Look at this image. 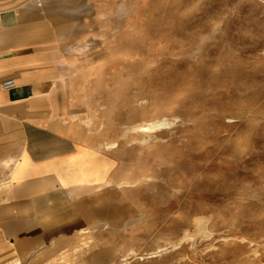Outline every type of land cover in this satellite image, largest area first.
<instances>
[{"label":"rangeland","instance_id":"obj_1","mask_svg":"<svg viewBox=\"0 0 264 264\" xmlns=\"http://www.w3.org/2000/svg\"><path fill=\"white\" fill-rule=\"evenodd\" d=\"M0 2L38 12L72 133L111 162L71 158L87 184L46 235L8 236L5 264L264 263V0Z\"/></svg>","mask_w":264,"mask_h":264},{"label":"crops","instance_id":"obj_2","mask_svg":"<svg viewBox=\"0 0 264 264\" xmlns=\"http://www.w3.org/2000/svg\"><path fill=\"white\" fill-rule=\"evenodd\" d=\"M5 3L0 2V264H5L8 236L46 235V222L61 219L58 209L77 195L72 190L85 187L87 183L69 177L76 176L71 158L93 149L94 155L111 163L94 134L84 141L72 133L71 103L63 95L70 68L57 58L53 41L39 42L38 12L22 9L21 4L3 7ZM33 4L44 10L41 4ZM7 79H14L16 87L2 88ZM25 162L29 166L23 169ZM19 170L25 172L9 181L13 191L7 198V174ZM6 199L11 205L8 210ZM21 223L31 232H21L16 227ZM16 245L17 241L11 246ZM188 262L210 264L198 259Z\"/></svg>","mask_w":264,"mask_h":264},{"label":"bare ground","instance_id":"obj_3","mask_svg":"<svg viewBox=\"0 0 264 264\" xmlns=\"http://www.w3.org/2000/svg\"><path fill=\"white\" fill-rule=\"evenodd\" d=\"M31 1V0H30ZM41 2V1H40ZM32 3H35V1H32ZM31 12V11H30ZM162 123L161 122H156V123H152L151 125H149V126H141V130L142 131H144V132H147V131H151L152 129H154L155 127H157V126H160ZM140 130V131H141ZM27 165H29V162H25V163H23V166L24 167H28ZM108 183V181L106 182V184ZM109 185V184H108ZM103 201V200H102ZM112 205V204H111ZM120 208V207H119ZM110 210V209H109ZM117 222V221H116ZM44 244H47V241H42ZM55 242V239L54 238H51L50 239V243H54ZM43 244V245H44ZM40 248H42V247H44V246H39ZM37 251H33L32 253H30V254H28V253H26V255H22V256H20V258H18L17 260H16V262H14L13 264H23L25 261H26V259L30 256V255H32V256H34L35 255V253H36ZM161 252V250L159 249V248H157L156 250H154V251H152L151 252V254H150V257H158L159 256V253Z\"/></svg>","mask_w":264,"mask_h":264},{"label":"built area","instance_id":"obj_4","mask_svg":"<svg viewBox=\"0 0 264 264\" xmlns=\"http://www.w3.org/2000/svg\"><path fill=\"white\" fill-rule=\"evenodd\" d=\"M1 86L4 89L14 88L16 87V81L14 79H7L2 82Z\"/></svg>","mask_w":264,"mask_h":264}]
</instances>
